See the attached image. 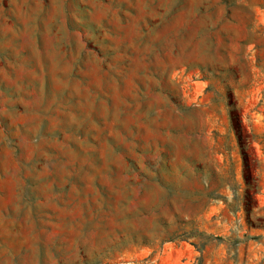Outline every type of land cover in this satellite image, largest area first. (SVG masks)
Listing matches in <instances>:
<instances>
[{"label":"rangeland","instance_id":"374dc122","mask_svg":"<svg viewBox=\"0 0 264 264\" xmlns=\"http://www.w3.org/2000/svg\"><path fill=\"white\" fill-rule=\"evenodd\" d=\"M0 264H264V0H0Z\"/></svg>","mask_w":264,"mask_h":264}]
</instances>
